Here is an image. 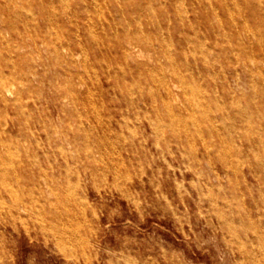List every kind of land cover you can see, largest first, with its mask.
I'll use <instances>...</instances> for the list:
<instances>
[{
	"label": "rangeland",
	"instance_id": "obj_1",
	"mask_svg": "<svg viewBox=\"0 0 264 264\" xmlns=\"http://www.w3.org/2000/svg\"><path fill=\"white\" fill-rule=\"evenodd\" d=\"M0 133V264H264V0H0Z\"/></svg>",
	"mask_w": 264,
	"mask_h": 264
},
{
	"label": "bare ground",
	"instance_id": "obj_2",
	"mask_svg": "<svg viewBox=\"0 0 264 264\" xmlns=\"http://www.w3.org/2000/svg\"><path fill=\"white\" fill-rule=\"evenodd\" d=\"M54 3H55V1H54ZM212 5V4H211ZM52 7V6H51ZM71 17H73V16H71ZM61 18V17H60ZM237 25V24H236ZM91 27V26H90ZM170 33V32H169ZM40 36V35H39ZM252 38V37H251ZM164 39H165V37H164ZM222 47V46H221ZM171 49V48H170ZM171 51V50H170ZM187 62H188V60H186ZM147 67V66H146ZM180 84V83H179ZM160 90V89H159ZM174 93V92H173ZM192 93V92H191ZM92 96H94V95H92ZM198 106V105H197ZM195 126V125H194ZM197 127V126H196ZM98 130V129H97ZM66 133V132H65ZM1 134V133H0ZM1 136V135H0ZM36 152H37V150H36ZM103 154V153H102ZM72 156V155H71ZM88 156V155H87ZM215 174V173H214ZM77 176V175H76ZM80 176V175H79ZM214 186V185H213ZM8 190H10V189H8ZM218 190H219V188H218ZM11 191H13V190H11ZM14 192V191H13ZM14 194V193H13ZM216 194H218V193H216ZM213 195V194H212ZM81 196V195H80ZM218 196V195H217ZM79 198H82V197H79ZM70 204V203H69ZM232 208V207H231ZM42 219V218H41ZM81 230V229H80ZM77 231V230H76ZM80 232V231H79ZM78 234V231H77V233H76V235ZM80 236V235H79ZM229 236H231V235H229ZM80 238V237H79ZM79 238H78V236H77V239L79 240ZM233 239V238H232ZM238 239H240V238H238ZM77 240V241H78ZM70 242V241H69ZM245 242V241H244ZM133 264H134V262H133Z\"/></svg>",
	"mask_w": 264,
	"mask_h": 264
}]
</instances>
